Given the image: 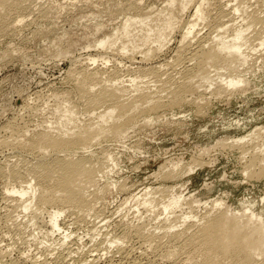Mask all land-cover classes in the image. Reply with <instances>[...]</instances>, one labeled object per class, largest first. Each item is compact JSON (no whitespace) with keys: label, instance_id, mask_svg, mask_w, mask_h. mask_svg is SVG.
<instances>
[{"label":"rangeland","instance_id":"rangeland-1","mask_svg":"<svg viewBox=\"0 0 264 264\" xmlns=\"http://www.w3.org/2000/svg\"><path fill=\"white\" fill-rule=\"evenodd\" d=\"M22 1L24 3H21L20 9L16 11L11 7L9 17H6L8 20L12 19L14 27L16 26L15 29H13V23L10 24L12 28L8 27L11 20L8 21L6 18L8 23L5 21L3 27L0 28V169L1 167L5 169L7 164L10 166L15 160L16 163L14 162L10 167L14 170L22 169L20 172L24 173L25 169L30 166V162L39 158V155L29 147L18 146L19 149L11 141L10 143L7 141L11 139V136H14V133L12 135L11 132L15 129L31 130L30 132L26 130V136L29 137L31 132H37L55 120L57 114L52 112L55 111V105L62 103L64 94H69V98L77 106L76 117L79 121L89 118L95 120L92 118L93 114L88 115L89 113L87 114L85 111L82 99L79 100L78 92L75 91L76 82L73 77L71 78L69 72H76L89 66L90 69H99L102 79L109 77L114 80L120 79L126 86L136 82L135 85L138 84V87L147 86L153 90L160 86L159 84H162L164 80H180L183 69L192 66L193 61L189 58V52L195 46L194 40L191 41V47L184 49L183 52L180 50L179 42L181 34L187 27L186 22L191 18L192 4L185 12H178L179 17L177 15L175 19L178 22L175 21L177 24L170 32L171 34L167 36L168 42L160 52L153 53V55L150 52V55L145 56V49H149V45L150 48L155 47V43L149 41L145 43L146 46L144 44L142 46L139 42L136 43L138 47L128 46L125 50L120 47L122 46L120 40L113 43L114 45L112 44L110 49L106 46L102 49L97 45V42L102 37L116 32L115 30L119 29L125 16L149 15L152 17L153 13H157L158 8L166 5L167 0H140L141 2L135 0L137 4L134 3V0ZM207 1L206 13L208 17L206 15V19L199 20L195 26L198 38L206 35L212 37L215 33L214 30L221 27L218 25L223 22L225 25H239L240 16L238 13L240 12L235 13L233 19L231 17V21H228L230 7L236 1ZM261 2L262 0H249L245 6L248 14H255L263 20L264 7L262 5L264 6V4ZM140 3L142 4L140 5ZM135 5L139 7H135ZM128 6L132 10L127 9ZM44 7L49 10L43 11ZM21 8L24 10L21 11ZM41 8L43 9L41 10ZM134 8L135 10H133ZM42 12L47 14L43 15ZM18 14L22 17L19 25L15 23ZM12 15H15L16 18ZM258 23L260 27L262 22ZM255 24L251 25L247 32L248 34L250 32V37H253L257 29L259 30L258 24ZM263 24H261L262 28ZM137 30L138 28L134 31V27L131 29L132 32ZM87 57L97 58L95 62L91 63ZM258 64V61L254 64L257 71L255 70L256 72L250 75L249 88L240 94L231 97H216L214 95V97L208 95V91L212 90L213 85L209 87L206 84L207 87L203 86L207 89H205V99H201L204 103L202 101L198 103L203 107L202 111L196 112L195 104L186 103L173 112L166 111L165 115H162L163 117L160 116L161 118L158 117L154 122H148L147 126L135 125L132 127L133 129L128 130L127 135L121 141L104 140L100 142L102 145L100 143L94 145L93 149L98 150L101 145L107 147L108 152L117 156L111 167L109 165L112 170L109 172V177L107 179L99 178L100 183V180H97L98 186L106 185V182V186H110L108 190L106 187L101 192L102 199L95 205L97 213L94 211L95 214L83 217L84 213L81 212L80 216V212L76 210L64 211L59 217L61 228L59 230L50 227L47 221L49 212L55 209L51 205H47L44 209L34 210V203L32 209L35 211L34 215H37V218L34 216V219L36 218L34 221L31 217L33 216L31 209L24 210L13 204L12 197L6 193L4 187L18 184L19 180L11 179L10 176L0 172V264H77V262L84 264L85 261L82 260L88 261L92 257L96 259L95 264H191L187 260L185 262L188 254L186 250L179 252V256L175 255L176 257L170 256L171 258H169L162 252L165 251V247L163 250H154L145 243L143 237L135 232L134 228L143 222L142 225L146 228L145 233L152 230V232H158H154L155 234L161 235L163 231L161 232L157 222L160 223L169 216H171L169 218L171 220L173 214H187L190 209L188 205L186 207L181 205L180 208L177 207L178 209L173 208L174 213L162 210V206L168 199L171 200L172 197L179 196V194L186 199L189 195H192L191 198L194 195L201 200L222 198L231 206H239L240 201L244 198L258 200L263 195L264 179L250 182L244 179L239 170L247 156L238 160L240 156H237L235 150L232 151L225 147L223 149L218 143L227 137L247 134L255 126L264 125V70H261ZM151 66H160L157 68L156 74L148 70ZM218 70L223 71V69ZM132 78L134 81H129ZM200 87L199 89H202V86ZM163 93L165 91L161 94ZM101 109L102 106L95 112ZM193 158L202 160L201 165L196 166L191 173L182 174V177L171 180L165 179L162 175L163 179L158 174H156L158 177L154 175L158 171V165H163V163L169 162L168 160L181 159V164L185 165L192 162ZM18 165H21L22 168L21 166L19 168ZM221 174H224V177ZM30 177L28 175L26 179H30ZM31 183L33 184L34 181ZM169 185H175V187L169 188L171 191H166L167 193L160 191L161 186ZM93 188L91 187V190ZM145 190H149L150 194L153 192L151 197L154 195L156 201L153 207L145 205L144 208L143 204H137ZM161 194L164 196L161 197ZM134 198H139L136 199L137 203ZM192 204V214L198 215V217L200 214L203 215L210 205L206 203L207 209H205L203 204L198 205L194 202ZM80 218L85 219L82 221ZM179 220L182 221L181 218ZM188 220L196 221L193 217H187L182 224H180L181 221L176 222L177 227L173 230H181L191 225ZM93 225L96 227L94 228ZM194 228L191 226L188 232ZM65 234H69L68 238L65 241L61 240ZM104 237L106 238L104 239ZM166 240L167 237L160 239L162 243ZM65 247L66 249H64ZM66 250H70V252L72 250L73 253H68Z\"/></svg>","mask_w":264,"mask_h":264},{"label":"bare ground","instance_id":"bare-ground-1","mask_svg":"<svg viewBox=\"0 0 264 264\" xmlns=\"http://www.w3.org/2000/svg\"><path fill=\"white\" fill-rule=\"evenodd\" d=\"M233 1H236V3L230 7L231 9L228 13L230 19H228V21H231V17L233 19L235 13L240 12L238 13V16H240L239 25H225L223 22L218 25V27H221L215 30L213 29L215 33L212 37L206 35L198 38V32L196 33L195 30V26L198 24L197 22L206 19L208 7L206 6V4H208L207 0H167V2H165L166 5L158 8L157 13L155 12L156 14L153 13L154 16H125L119 27V33V29H116V32L113 34L110 33L106 37L104 36L101 39L98 38L97 45L101 46L102 49L105 46L107 48L113 46V43H116L118 40H120V44L122 45L120 47L125 50L128 46H137L138 44L136 45V43L139 42H141V45L144 44V46H146L147 44L145 43L151 41L155 43L156 46L150 48L149 45V49H145V56L150 55V52L152 53L151 55H153V53L156 54V52H160L162 47L168 42L167 36L174 30L177 24L175 21L178 22L175 20L177 15L179 17L178 12H185L192 4L191 18L186 22L187 27L181 34V40L179 41L181 47H178H180V50H182L181 52H183L184 49L191 47V41L194 40L195 46L193 49L191 48L192 50L189 52V58L193 62L191 61V67H184L185 69H183L180 80L178 79L179 81L164 80L162 84H159L160 86L157 85L158 87L151 90L147 86H143L142 88L138 87V84L136 86V82L126 86L120 79L114 80L110 77L108 79H102V75L101 77L99 75V69H90L89 66H84L85 68H81L79 71H73L74 73L69 72V75L71 78L73 77L76 82L75 91L78 92L77 94L80 97L79 100L82 99L81 101H83V105H85V111L87 114L89 113L88 115H90V113L93 114L92 118L95 120L89 118L79 121L76 117L77 106L71 101L68 96L69 94L66 93L63 95L64 98L61 101L62 103L55 105V111L52 112L53 114H57L55 120L43 126L39 131L31 132V135L27 137V129H13L15 132L12 131L11 133L12 135L14 133V136L10 135L11 139H9L7 143L11 141L17 148H19L18 146H23V148L27 146L30 150L38 154L39 158L30 162V166L25 169L24 173L20 172L22 169L14 170L10 167L15 160L13 162L11 161L12 164L10 166L6 163V168L8 166L7 169L1 167L0 172H2V174L10 176L11 179L19 180H16L19 185L11 184L10 186L6 185V187H4L6 193L12 197L11 202L14 201L15 203L12 202L13 204H16L17 207L19 206V208L21 207L24 210L31 209L33 214L31 217L33 219L34 216L37 218V215H34V210L44 209L47 205H51L55 209L49 212V220L47 221L50 227L57 230L61 229L59 217L64 211L76 210L80 212V216L84 213L82 215L83 217L91 215L92 213L95 214V205L102 199L101 192L104 191L106 187L108 190L110 186H106L107 182L106 185L101 184V186H98L97 180L101 178L107 179L109 177V172L112 171L110 168L111 164L114 163L117 157L114 156V153L108 152L106 149L107 147L101 146V141H121V139L127 135L128 130L135 125L145 126L148 122H154L158 117L164 116L166 111L173 112L176 108L179 109L186 103L195 104L196 112L202 111L203 107L198 103H201V99H205L204 96L207 89L204 87L206 84L209 87L213 85L212 90L208 91V95H215L216 97H231L247 90L250 84V75L257 71L254 64L258 61L259 68L264 70V27L262 28L261 26V24L264 23V17L262 16L263 20H261V17L246 12L245 5L249 3V0ZM21 3L24 2L22 0H0V28H2L5 21L8 20L6 17L10 14L11 7L17 11L20 9ZM134 3L137 4L135 0ZM261 3L264 4V0H262ZM141 4L142 3H140V5ZM136 6L139 7L138 5H135V7ZM262 7L264 6L262 5ZM22 8L21 11L24 10H22ZM42 9L43 8H41V10ZM46 9L47 7L43 9V11H46ZM127 9L132 10L129 6ZM133 10H135V8ZM42 14L44 15L45 13L42 12ZM221 14L224 15V13ZM12 16L15 17V15ZM18 17H15L16 19L14 18L16 20V22L15 20L14 22L17 24L22 20L21 15L19 16L18 14ZM9 20L11 21L9 25L7 24L8 27L13 23L12 19L9 18ZM258 22H262L260 23L261 28ZM253 24L257 25L259 30L255 29L256 32L253 34V37H250V32L249 34L247 32L250 30L251 25L254 26ZM15 27L13 23V29H15ZM132 27H134V31L136 28H138V30L132 32ZM176 51L178 50L176 49ZM179 54L181 53L179 52ZM96 58L87 57L91 63L95 62ZM160 66H151L150 68L148 67V70H151V73L154 74ZM218 69H223V71H219ZM129 81L133 82L134 79L132 78ZM200 86H202V89H199ZM131 91L135 93L132 92L133 95H129ZM163 91H165L166 94H161ZM202 103L204 102L202 101ZM101 106L102 109L95 112V110L97 111ZM7 143L5 144L7 145ZM98 143L101 144L100 146L98 145L100 148L98 150L93 149L92 147ZM218 143L223 149L225 147L232 149V151L235 150L237 156H240L238 160H241V157L244 158L247 156L244 160L242 158L244 163L242 162L241 169H239L245 180L251 182L264 179V125H260L259 127L255 126V128H252L247 134L227 137L222 142ZM168 161L169 162L165 161L167 163H163V165H158V171H156L157 173L154 172V175H162L165 179H177L182 177V174L191 173L196 166L198 167V165H201L202 160L194 159L192 162L186 163L185 165L181 164V159ZM18 166L20 168L21 165ZM28 175L29 177L31 176L30 179H26ZM162 176L160 177L161 179H163ZM221 176L224 177V174H221ZM31 180L34 181L33 184ZM20 181L26 185H22ZM100 182L101 180L99 183ZM109 182L111 183V181ZM119 183L123 184L122 182ZM91 187L94 188L91 190ZM112 187L115 188L113 185ZM172 187H175V185L161 186L160 191L168 192ZM153 189L152 191H154ZM148 191H142L141 199L136 198L140 200L138 201L139 203H137V200L134 198L136 200L135 202L138 205L143 204L144 208L145 205L153 207L156 202L154 195L151 197L153 192L150 194V191ZM163 196L164 195L161 194V197ZM191 196L192 195H189L186 199V197L182 198L179 194V196L172 197L171 200L168 199L169 201L167 200L168 202L166 201V204L163 203V206L161 205L163 207L162 210H168L172 213H174L173 208H180L181 205H185V207L188 205V208H190L187 214H173L171 220L169 219L171 216H169V218L166 217L162 222H157L159 224L157 226L160 227L161 232L163 231L161 235L155 234L158 232H152V230L151 232L148 231L145 233L146 228L142 225L143 222L139 223L138 226L134 225L135 232L143 237L142 239H144L145 243L154 250H163L165 247V251L162 252L169 258H171L170 256H179V252L186 250L188 254L185 262L187 260V262L191 264H264V193L258 200L254 198L242 199L239 206H231L229 203L227 204L223 201L222 198H210L211 200H207V198L206 200H201L196 196L194 197V195L192 198ZM193 202L198 203V205L203 204V206L206 203L210 205L208 206V210L198 217V215L192 214V205H196L192 204ZM34 203L35 208L33 207V210L32 206ZM206 205L204 206V208L206 207L205 209H207ZM179 217L182 221L179 220ZM187 217H193L196 221L188 220L191 225L181 230H173V228L177 227L178 222L181 221L180 224H182ZM80 219L83 221L85 218ZM191 226L195 228L191 232H188ZM95 227L96 225L94 228ZM68 236L69 234H65L61 240L65 241ZM162 237H167L166 242L162 243V241H160ZM105 238L106 237H104V239ZM111 240L114 239L111 238ZM113 242L116 243V241ZM115 246L117 247V244ZM120 247L122 248V246ZM64 249H66V247ZM72 250L71 252L73 253ZM117 250L119 249L117 248ZM69 252L70 250L68 253ZM166 256L165 258H167ZM82 261H85L83 262L84 264H95L96 259L92 257L90 260L88 259V261ZM77 264L80 263L77 262Z\"/></svg>","mask_w":264,"mask_h":264}]
</instances>
